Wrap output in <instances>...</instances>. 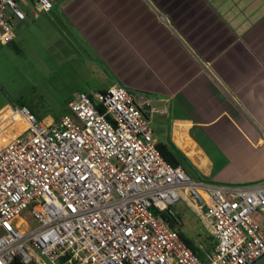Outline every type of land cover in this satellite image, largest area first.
<instances>
[{
  "label": "built area",
  "instance_id": "obj_1",
  "mask_svg": "<svg viewBox=\"0 0 264 264\" xmlns=\"http://www.w3.org/2000/svg\"><path fill=\"white\" fill-rule=\"evenodd\" d=\"M58 1L0 0V44L14 38L12 19L25 20L21 3L47 13ZM15 112L27 127L0 147V264H251L264 255V182L208 186L165 161L145 95L118 84L77 93L49 125ZM180 200L215 242L203 259L162 217Z\"/></svg>",
  "mask_w": 264,
  "mask_h": 264
},
{
  "label": "crops",
  "instance_id": "obj_2",
  "mask_svg": "<svg viewBox=\"0 0 264 264\" xmlns=\"http://www.w3.org/2000/svg\"><path fill=\"white\" fill-rule=\"evenodd\" d=\"M24 6L25 20L10 21L9 45L32 40L53 56L66 45L92 71L98 88L88 94L118 84L145 95L158 110L149 120L156 145L183 154L201 184L264 182V0H59L47 13ZM13 111L0 107V144L25 129Z\"/></svg>",
  "mask_w": 264,
  "mask_h": 264
},
{
  "label": "rangeland",
  "instance_id": "obj_3",
  "mask_svg": "<svg viewBox=\"0 0 264 264\" xmlns=\"http://www.w3.org/2000/svg\"><path fill=\"white\" fill-rule=\"evenodd\" d=\"M20 9L26 14L24 4H20ZM9 44L0 46V107H25L37 122L46 125L48 118L59 119L68 111V103L78 92L89 93L98 88L92 71L66 45L62 53L53 56L45 55V46L32 40L17 49ZM172 210L182 224L181 230L189 237L196 236L200 229L205 231L200 217L186 201H178ZM22 216L27 220L26 212ZM26 223L34 224L30 218Z\"/></svg>",
  "mask_w": 264,
  "mask_h": 264
},
{
  "label": "trees",
  "instance_id": "obj_4",
  "mask_svg": "<svg viewBox=\"0 0 264 264\" xmlns=\"http://www.w3.org/2000/svg\"><path fill=\"white\" fill-rule=\"evenodd\" d=\"M157 148L159 149L165 161L174 166L181 165L188 173H190L189 161L177 149H167L164 146H157ZM162 217L168 223L169 227L177 232L186 246L191 249V251L200 259H203L204 252H211L213 250L215 242L211 235H209L206 231H202L200 229L199 232L196 233V236L189 237L181 230L182 224L176 214L175 216H170L168 213H163Z\"/></svg>",
  "mask_w": 264,
  "mask_h": 264
},
{
  "label": "water",
  "instance_id": "obj_5",
  "mask_svg": "<svg viewBox=\"0 0 264 264\" xmlns=\"http://www.w3.org/2000/svg\"><path fill=\"white\" fill-rule=\"evenodd\" d=\"M251 264H264V255L252 262Z\"/></svg>",
  "mask_w": 264,
  "mask_h": 264
},
{
  "label": "bare ground",
  "instance_id": "obj_6",
  "mask_svg": "<svg viewBox=\"0 0 264 264\" xmlns=\"http://www.w3.org/2000/svg\"><path fill=\"white\" fill-rule=\"evenodd\" d=\"M24 122V125H25V128L27 127V125L25 124V121H23Z\"/></svg>",
  "mask_w": 264,
  "mask_h": 264
}]
</instances>
